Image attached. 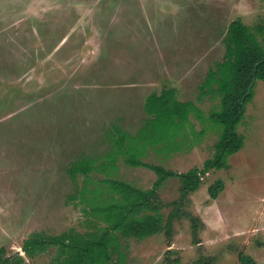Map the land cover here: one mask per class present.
<instances>
[{
  "label": "rangeland",
  "instance_id": "374dc122",
  "mask_svg": "<svg viewBox=\"0 0 264 264\" xmlns=\"http://www.w3.org/2000/svg\"><path fill=\"white\" fill-rule=\"evenodd\" d=\"M238 17L262 26L256 32L264 43V0H0V264H49L55 247L25 252L33 232L100 237L117 219L104 210L113 186L103 179L153 187L154 169L127 163L126 151L115 160L113 137L137 135L132 145L147 146L131 153L179 172L214 157L227 125L213 116L221 96L205 81L224 59L223 39ZM166 89L187 102L184 120L173 101L155 104L160 112L151 118L146 101ZM237 131L242 148L181 203L178 177L157 188L164 222L176 214L170 233L141 239L116 229L105 236L103 264L205 257L243 264L241 254L259 263L244 239L264 222V80L257 79ZM77 161L95 167L74 174ZM218 180L223 188L213 198L209 187ZM93 188L102 197L91 212L81 192L91 197Z\"/></svg>",
  "mask_w": 264,
  "mask_h": 264
},
{
  "label": "trees",
  "instance_id": "16d2710c",
  "mask_svg": "<svg viewBox=\"0 0 264 264\" xmlns=\"http://www.w3.org/2000/svg\"><path fill=\"white\" fill-rule=\"evenodd\" d=\"M256 30L261 32L263 27L258 25L256 29H253L245 24L240 17L231 21L223 39L226 43L224 59L217 62L216 68H211L206 77L205 87L214 90L216 94L221 96V109L214 111L213 116L226 123L227 129L224 137L217 143L214 157L206 160L203 168L195 167L188 171L179 172L167 169L160 164L146 162L136 157L134 152L131 153V149L129 150V148H136L135 151L145 152L147 145L142 148L138 146L137 142L135 146L132 145L133 141H136L137 135H131L134 138L129 137V135L127 138L125 134L119 135L117 138L113 137L114 144L111 153L115 160L120 151H126L125 160L127 163L154 169L159 178L153 187L139 189L121 179L109 177L103 179L104 186L105 183L113 186V193H109L111 203L104 210H108L109 220H113L114 218L111 217L115 214L117 219H114L116 221L103 230L100 237H90V235L84 237L83 234H87L85 232L76 234L82 237L75 238L74 233L69 230L55 235H47L42 231H37L25 240L23 245L25 252L34 256L55 247V255L49 264H103L107 258L105 236L116 231V229L123 230L124 236H135L141 239L163 229L170 233L172 218L176 214H171L167 222H164V215L161 213L162 203L154 198L157 188L162 185V182L170 177L180 179L181 196L176 202L181 203L186 195L199 188L202 176L207 171L211 168L220 169L227 166V157L239 151L243 146V136L238 133L237 124L246 111L247 102L252 96L257 79L264 80V43ZM214 82L217 87H213ZM170 101H173V104L176 103L173 108L178 112V116L184 120L187 111L190 110H187V102L174 98L171 90H162L158 94L153 92L146 101L145 107L150 111L151 118L155 119L160 112L155 104L165 106ZM94 167L95 165L85 164L84 161H77L73 165V171L74 174L88 172ZM222 188L220 180L212 184L209 187L212 197L217 198ZM96 190L94 188L89 190L91 197H88L86 189L81 192L82 198L90 201L91 212L92 209H98L99 205L95 202L102 197L101 193L98 194ZM192 219L195 233L198 219L196 217ZM240 260L243 264H258L252 257L245 254L240 255ZM1 262L2 259L0 258ZM199 264H213V260H209L208 257L201 258Z\"/></svg>",
  "mask_w": 264,
  "mask_h": 264
},
{
  "label": "crops",
  "instance_id": "0c3cea01",
  "mask_svg": "<svg viewBox=\"0 0 264 264\" xmlns=\"http://www.w3.org/2000/svg\"><path fill=\"white\" fill-rule=\"evenodd\" d=\"M261 227L263 229L258 230L255 225L252 226L250 229V233H248L247 236H245L244 241H246V247L249 245L253 249H247L248 252L256 256L259 260L258 264H264V242H262L260 239V231H264V222H262ZM236 236H240L239 233H235ZM246 249V248H245Z\"/></svg>",
  "mask_w": 264,
  "mask_h": 264
}]
</instances>
